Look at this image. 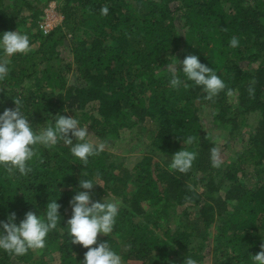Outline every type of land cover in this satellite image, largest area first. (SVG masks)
I'll return each mask as SVG.
<instances>
[{
    "label": "trees",
    "instance_id": "trees-1",
    "mask_svg": "<svg viewBox=\"0 0 264 264\" xmlns=\"http://www.w3.org/2000/svg\"><path fill=\"white\" fill-rule=\"evenodd\" d=\"M50 1L0 0V33L19 30L31 43L9 58L0 112L18 99L38 131L58 113L75 115L97 143L127 137L144 153L133 174L120 154L104 149L84 165L60 141L38 146L27 176L0 168V219L15 212L19 223L55 199L62 216L43 249L19 257L0 250V264H81L87 249L71 243L64 225L69 200L86 191L80 178L104 185L91 190L93 200L122 201L114 231L98 242L108 241L123 264H184L188 255L202 264L209 252L212 264H252L264 243V0H54L63 20L41 34ZM190 54L221 73L226 87L211 100L190 81L170 85V67L179 70ZM219 146L228 152L217 168ZM180 148L196 153L187 173L167 166Z\"/></svg>",
    "mask_w": 264,
    "mask_h": 264
},
{
    "label": "clouds",
    "instance_id": "clouds-1",
    "mask_svg": "<svg viewBox=\"0 0 264 264\" xmlns=\"http://www.w3.org/2000/svg\"><path fill=\"white\" fill-rule=\"evenodd\" d=\"M108 6H102L101 15H107ZM239 46V39L232 37L230 47ZM31 51L29 35L19 30L0 33V81L5 80L10 73V57L16 54H26ZM180 69L170 67L172 87H179L186 81L202 87L206 93L205 99L211 100L225 89L226 85L221 73L201 62L196 54L186 55L180 61ZM178 72H182L184 80ZM254 83V82H253ZM249 94H254V88L249 87ZM20 100L15 99L14 108H5L0 112V168L8 175L17 172L27 176L32 172L30 162L39 155L38 146L54 148L63 141L70 146L71 155L87 165L90 157L104 151L103 143H96L90 139L91 133L87 125H81L76 116L56 114L51 125L36 130L23 112ZM67 111V108H65ZM73 138L75 143H73ZM194 137L187 136L183 143L190 145ZM196 159V153L180 148L171 155L168 163L169 170L187 173ZM222 160L218 151L212 149V166L219 168ZM99 175V174H97ZM95 185L104 187L96 179H81L79 187L86 191H76L69 200L71 216L64 225L71 236L72 244H79L87 249L81 264H123L122 254L116 251L108 241L98 242V235L109 236L114 231L122 201L118 198L93 200L91 190ZM61 205L57 199L48 201L45 211L39 215L27 211L23 219L17 223V214L10 212L6 219H0V250L15 257L26 255L29 250H39L46 246L48 234L61 224ZM95 245L94 247H91ZM261 251L251 254L252 264H264V243ZM126 250V249H125ZM184 264H198L197 260L188 255Z\"/></svg>",
    "mask_w": 264,
    "mask_h": 264
},
{
    "label": "rangeland",
    "instance_id": "rangeland-1",
    "mask_svg": "<svg viewBox=\"0 0 264 264\" xmlns=\"http://www.w3.org/2000/svg\"><path fill=\"white\" fill-rule=\"evenodd\" d=\"M45 8V7H44ZM37 28V27H36ZM36 28L32 29V32H34L36 30ZM65 52V51H64ZM233 104L235 105V100L233 98ZM147 124V123H146ZM148 126V125H147ZM211 132V136H213L214 134L218 133V130H213L210 131ZM134 134V133H132ZM146 134V132H145ZM245 135H242L240 137H238V142L241 141V138H245ZM94 142H99V140L97 138H91ZM129 141H131L130 139L128 140L127 137L126 138H122V140H119L118 142H114V143H105V148L108 152H113V153H117L120 154L123 158V167L126 168L129 172L134 174V166L139 162V160L142 157V154L144 153V148L143 145L141 143H137V142H133L131 144H129ZM129 144V145H127ZM237 147V146H236ZM128 148V149H127ZM238 148V147H237ZM239 149V148H238ZM238 149H234V151H237ZM218 151L220 153L219 158H225L228 152V148L226 149H222L221 146L218 147ZM233 153V152H231ZM130 185L129 184V189H130ZM135 220H138L137 218ZM214 232V226H212L211 228V234ZM214 248V245L212 246ZM211 249V248H210ZM209 251V250H208ZM213 261V254L211 252L207 253L205 255L204 261L202 264H212ZM51 264H56V260H53L50 262ZM126 264H139V263H126Z\"/></svg>",
    "mask_w": 264,
    "mask_h": 264
},
{
    "label": "built area",
    "instance_id": "built-area-1",
    "mask_svg": "<svg viewBox=\"0 0 264 264\" xmlns=\"http://www.w3.org/2000/svg\"><path fill=\"white\" fill-rule=\"evenodd\" d=\"M62 20L63 16L58 12L56 2L52 0L43 8L42 15L37 21V28L41 34H47L60 25Z\"/></svg>",
    "mask_w": 264,
    "mask_h": 264
}]
</instances>
